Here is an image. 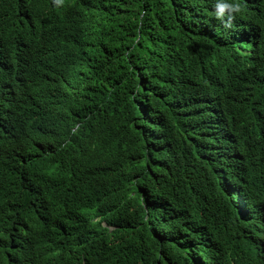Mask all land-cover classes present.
<instances>
[{
	"label": "trees",
	"instance_id": "16d2710c",
	"mask_svg": "<svg viewBox=\"0 0 264 264\" xmlns=\"http://www.w3.org/2000/svg\"><path fill=\"white\" fill-rule=\"evenodd\" d=\"M263 196L264 0H0V264H264Z\"/></svg>",
	"mask_w": 264,
	"mask_h": 264
},
{
	"label": "clouds",
	"instance_id": "9594fccd",
	"mask_svg": "<svg viewBox=\"0 0 264 264\" xmlns=\"http://www.w3.org/2000/svg\"><path fill=\"white\" fill-rule=\"evenodd\" d=\"M219 11L217 12V15L220 16L223 14L224 12V9H227V8H230L231 11H239V5H234V6H230L228 4H218L217 5ZM263 199H264V196H263Z\"/></svg>",
	"mask_w": 264,
	"mask_h": 264
},
{
	"label": "bare ground",
	"instance_id": "6f19581e",
	"mask_svg": "<svg viewBox=\"0 0 264 264\" xmlns=\"http://www.w3.org/2000/svg\"><path fill=\"white\" fill-rule=\"evenodd\" d=\"M15 1V0H14ZM65 1V0H64ZM67 3V2H66ZM14 4V3H13ZM29 4V3H28ZM34 5V4H33ZM41 5V4H40ZM48 5V4H47ZM28 7V6H26ZM39 7V6H38ZM66 7V6H65ZM10 8V7H9ZM66 9V8H65ZM64 10V9H63ZM15 13V12H14ZM35 13V12H34ZM13 15V14H12ZM25 22V21H24ZM19 23V22H18ZM69 23V22H68ZM50 25V24H49ZM6 28V27H5ZM37 31V30H36ZM5 32V31H4ZM13 32V31H12ZM36 34V33H35ZM66 35V34H65ZM6 36V35H5ZM13 36V35H12ZM26 36V35H25ZM48 37V36H47ZM6 40V39H5ZM51 40V39H50ZM42 43V42H41ZM35 44V43H34ZM60 47V46H59ZM55 48V47H54ZM69 51V50H68ZM73 52V51H72ZM13 55V54H12ZM52 56V55H51ZM66 57V56H65ZM47 63V62H46ZM70 63V62H69ZM17 191V190H16ZM19 191V189H18ZM22 193V192H21ZM7 194V193H6ZM23 195V194H22ZM33 195V194H32ZM31 196V195H30ZM10 198V197H9ZM18 198H19V195H18Z\"/></svg>",
	"mask_w": 264,
	"mask_h": 264
}]
</instances>
